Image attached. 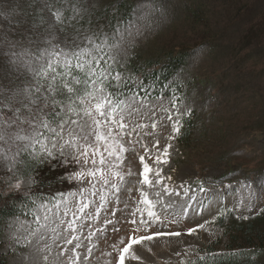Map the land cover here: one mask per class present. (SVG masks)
<instances>
[{"label":"rangeland","instance_id":"1","mask_svg":"<svg viewBox=\"0 0 264 264\" xmlns=\"http://www.w3.org/2000/svg\"><path fill=\"white\" fill-rule=\"evenodd\" d=\"M125 2L133 4L134 13L113 29L109 11ZM33 5L45 11L47 29L55 30L48 49L91 47L100 55L97 45L107 44L104 64L121 81L133 65L160 61L175 50L194 54L181 77L185 92L178 96L134 94L117 103L112 121L96 108L100 98L87 95L82 97L87 106L77 103L79 115L66 114L72 121L67 127H61L63 115L59 122L48 117L64 133L58 137L44 130L41 140H47L48 151L43 143L29 149L11 136L0 140V191L10 195L35 187V177L17 170L27 151L64 166L71 177L57 202H42L35 216L7 220L3 252L11 263L122 264L133 239L149 236L157 239L137 244L127 264H190L220 241L221 252L238 240L245 245L231 229L264 213V0H0L1 13L12 18L25 17ZM198 7L204 14L195 15ZM56 11L64 12L65 23L56 19ZM9 44L0 37V86L24 89L34 75L25 66L26 53ZM103 83L93 90L105 88ZM71 107L68 102L58 111ZM85 107L108 120L115 138L129 149L123 160L109 157L112 163L103 165L112 184L79 178L100 167L84 157V144L100 145L91 126L95 119ZM189 115H196L193 135L178 138L177 125L181 131ZM24 127L31 131V125ZM105 131L111 135L109 127ZM68 139L81 147H65ZM148 165L154 171L145 176ZM148 199L158 215H152ZM88 202L91 207L84 211Z\"/></svg>","mask_w":264,"mask_h":264},{"label":"trees","instance_id":"2","mask_svg":"<svg viewBox=\"0 0 264 264\" xmlns=\"http://www.w3.org/2000/svg\"><path fill=\"white\" fill-rule=\"evenodd\" d=\"M203 7V6H199ZM193 9L196 16L204 14L205 9ZM135 7L132 3H122L118 10L109 11L111 21L108 26H117L120 18H130L134 13ZM0 8V37L5 38L9 46L18 52L26 53L27 60H36L38 67L43 59V53L48 49L49 38L52 39L54 29H47L50 24H47V16L45 11L38 9L33 5L25 17H31V27L26 23L25 17L19 15L10 17L1 13ZM32 15L36 18H33ZM200 18V17H199ZM52 33V34H51ZM55 43V41L53 42ZM194 54L192 49L173 51L167 54L160 61L145 62L142 65H133L126 79L121 81L117 79L114 73L109 76L111 79L105 78L103 85L107 88L111 96L115 97L118 104H122L128 97L136 94L141 97L151 99H159L164 95L178 96L184 93V81L182 73L190 63ZM30 68V67H28ZM79 74V73H77ZM90 79V77H86ZM35 83V77L32 79ZM25 81V80H24ZM95 80L91 85L86 86L83 96L88 95V88L95 84ZM95 89V88H93ZM59 98L65 103L71 102L68 97L58 94ZM55 108V106H53ZM62 108H59V111ZM53 111V115L49 116L55 122H59L60 118ZM196 115L184 117V126L179 132L178 138H183L187 135H193L195 128ZM64 166L51 163V160H46L44 156H39L32 151H27L23 155V160L18 166L20 174L24 177H35L36 184L34 188L28 191L16 192L8 194L5 191H0V264H12L8 256L3 252L5 243V226L7 220L17 216H35L38 212L37 208L42 202H56L60 193H64L66 188L70 186L71 177L69 171H63ZM222 224H226V215L221 218ZM238 228H232L231 231L240 234V238L244 239L245 245L233 243L227 252L219 251L220 242L210 245L209 248L203 249L205 255H202L191 261L190 264H264V213L256 217L248 223L237 225ZM229 234H234L233 232ZM245 246V247H243ZM250 247V248H249Z\"/></svg>","mask_w":264,"mask_h":264},{"label":"snow or ice","instance_id":"3","mask_svg":"<svg viewBox=\"0 0 264 264\" xmlns=\"http://www.w3.org/2000/svg\"><path fill=\"white\" fill-rule=\"evenodd\" d=\"M55 16L61 24L66 22L63 11H56ZM53 42V40H49V43ZM107 47V44L103 46L97 45L100 53V55H97L91 47H81L72 50L71 46L65 47L64 45H60L55 49L44 51L42 62L38 67L36 66L35 59H25V66L30 67L35 77V83H30L24 89L18 86H0V140H9L11 136L12 139L17 141H25L29 149L36 143H43L45 145L44 150L48 151L47 140H41V137L45 135L44 130L47 129L49 133H55L58 137L64 135L63 131L57 128L53 121L49 120L48 117L53 115V111L50 110L56 111L57 115H63L66 122L61 127H67V124L72 123V121L68 120L66 114L74 112L79 115L80 108L77 107V103L84 106L88 105V99L82 98V93L85 91L86 86L92 84L93 80L96 81V85L88 88L89 97L92 99L99 97L100 102L96 105V108L101 116H110L112 121H116L115 113L118 102L115 100V97L111 96L107 88H99V91L93 90V88L101 85L105 81V78L111 79L109 76L111 66L104 64L106 58L102 55L104 49ZM20 62L19 60L17 61V63ZM86 77H90V79H86ZM119 79H123V77H119ZM2 83L3 81L0 79V84ZM103 93H109V95L103 96ZM58 94L68 97L73 102L72 107L65 108L64 113L58 111L65 104V101H62ZM109 108H111V112L106 111ZM84 111L95 119V123L91 125L95 130L93 135H97L100 141L99 146L84 144V157H88L90 163L94 162L100 165V167L93 169L91 172L82 173L79 178L84 179L85 176H92L96 178L95 183H99L100 179L103 178L105 183L112 184L113 180L111 176L106 174L103 165L112 163L109 157H119L120 160H123L124 153L128 152L129 149L115 138L116 129L109 124L108 120L98 117L93 108L85 107ZM6 112L10 114H6ZM75 123L79 124L80 121L77 120ZM18 125L20 126L19 130L13 131ZM24 125H31V131L25 128ZM106 126L111 129V135L105 131ZM124 127L127 128L129 125L125 124ZM177 131H180L179 125H177ZM73 135L75 136V133ZM79 139L77 137V141ZM88 139L91 140L92 136H88ZM68 145H72L77 149L81 147L79 142L74 143L72 139H68L65 147ZM104 145H107V151H105ZM93 153L96 154L94 159L92 157ZM52 154L55 153L53 152ZM145 162H147L146 158ZM167 162H170V159ZM111 171L115 173L116 177L122 175L115 165H113ZM152 171L154 169L151 165H148V172L145 173V176H149ZM147 183L151 184L152 180L149 178ZM116 187L119 188L120 185L116 184ZM85 194L91 195L87 189L85 190ZM146 202L152 205V215H158L154 211L156 207L155 203L151 199H148ZM90 207L91 203L88 202L84 211H87ZM155 239H157L156 236L143 237L139 240L134 238L132 244L124 251L122 264H127L129 254L134 251L137 244H144L148 240ZM136 259H140V257L137 256Z\"/></svg>","mask_w":264,"mask_h":264}]
</instances>
